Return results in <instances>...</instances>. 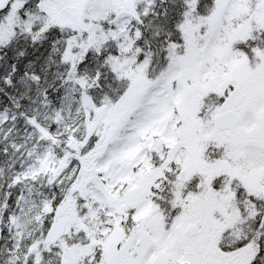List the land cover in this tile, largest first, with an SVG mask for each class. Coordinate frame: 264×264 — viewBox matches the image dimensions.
<instances>
[{
	"label": "snow or ice",
	"instance_id": "obj_1",
	"mask_svg": "<svg viewBox=\"0 0 264 264\" xmlns=\"http://www.w3.org/2000/svg\"><path fill=\"white\" fill-rule=\"evenodd\" d=\"M0 264H264V0H0Z\"/></svg>",
	"mask_w": 264,
	"mask_h": 264
}]
</instances>
